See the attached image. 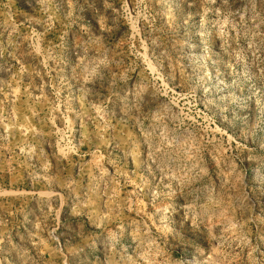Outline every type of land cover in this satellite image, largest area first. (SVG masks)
<instances>
[{
	"label": "rangeland",
	"instance_id": "1",
	"mask_svg": "<svg viewBox=\"0 0 264 264\" xmlns=\"http://www.w3.org/2000/svg\"><path fill=\"white\" fill-rule=\"evenodd\" d=\"M0 264H264V0H0Z\"/></svg>",
	"mask_w": 264,
	"mask_h": 264
}]
</instances>
